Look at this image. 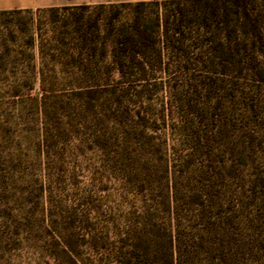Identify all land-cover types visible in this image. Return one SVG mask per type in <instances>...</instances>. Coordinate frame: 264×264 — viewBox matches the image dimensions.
Returning a JSON list of instances; mask_svg holds the SVG:
<instances>
[{"label":"trees","instance_id":"16d2710c","mask_svg":"<svg viewBox=\"0 0 264 264\" xmlns=\"http://www.w3.org/2000/svg\"><path fill=\"white\" fill-rule=\"evenodd\" d=\"M251 1L161 0L179 6V14L158 16L153 25L141 10L117 28L109 21V52L101 54L109 78L122 87L154 83L172 97L163 105L165 137L148 134L145 118L130 137L139 164L121 170L134 198L127 201L115 258L100 264H264V0L257 11ZM82 16L74 18L81 51L72 62L87 71L100 27L98 18ZM196 22L206 30L188 44L186 29ZM112 92L116 111L123 92ZM20 164L15 174L24 173ZM15 180L10 206L0 185V264L40 232L75 264L72 237L52 221L48 229L38 211L42 181Z\"/></svg>","mask_w":264,"mask_h":264},{"label":"rangeland","instance_id":"374dc122","mask_svg":"<svg viewBox=\"0 0 264 264\" xmlns=\"http://www.w3.org/2000/svg\"><path fill=\"white\" fill-rule=\"evenodd\" d=\"M154 1L141 9L134 5L137 1H122L0 11V185L10 206L15 178L42 181L38 211L44 213L48 229L52 221L72 237L70 259L75 264L115 258L113 246L127 201L134 198L124 190L121 167L139 164L137 142L130 138L141 129L137 122L145 118L148 134L166 136L163 105L172 95L154 83L122 87L116 77L109 78V62L101 59L104 50L109 52L111 19L117 28L140 10L150 25L158 16L179 14L176 4ZM251 2L256 11L263 6L262 0ZM80 14L84 22L98 18L100 27L97 55L86 60L87 71L72 62V55L81 51L74 30V18ZM205 30L194 23L186 29L192 35L186 43L192 44ZM112 91L123 92L116 111ZM17 163L25 174L14 173ZM28 238L11 252L8 264H69V257L53 247L51 235L31 233ZM59 239L63 247L64 239ZM96 245L106 247L100 250L103 254Z\"/></svg>","mask_w":264,"mask_h":264},{"label":"crops","instance_id":"0c3cea01","mask_svg":"<svg viewBox=\"0 0 264 264\" xmlns=\"http://www.w3.org/2000/svg\"><path fill=\"white\" fill-rule=\"evenodd\" d=\"M122 1L148 0H0V11L45 7H74L80 5L106 4Z\"/></svg>","mask_w":264,"mask_h":264}]
</instances>
